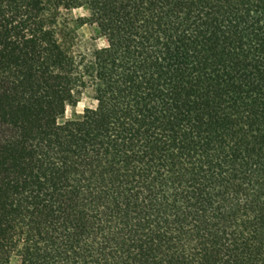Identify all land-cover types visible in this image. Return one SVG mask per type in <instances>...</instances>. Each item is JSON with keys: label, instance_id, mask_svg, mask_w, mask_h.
<instances>
[{"label": "trees", "instance_id": "trees-1", "mask_svg": "<svg viewBox=\"0 0 264 264\" xmlns=\"http://www.w3.org/2000/svg\"><path fill=\"white\" fill-rule=\"evenodd\" d=\"M13 263L264 264V0H0Z\"/></svg>", "mask_w": 264, "mask_h": 264}, {"label": "rangeland", "instance_id": "rangeland-1", "mask_svg": "<svg viewBox=\"0 0 264 264\" xmlns=\"http://www.w3.org/2000/svg\"><path fill=\"white\" fill-rule=\"evenodd\" d=\"M70 18L75 21H82L83 25L76 28L78 38L82 45L90 46L96 45L102 47L105 45V40L97 38V30L95 24L92 21V11L88 3H83L81 7L74 9L70 13ZM94 105L90 97L83 95L78 103L74 107H68L65 112L64 119H72L81 115L85 108L92 107ZM14 264V263H13Z\"/></svg>", "mask_w": 264, "mask_h": 264}]
</instances>
